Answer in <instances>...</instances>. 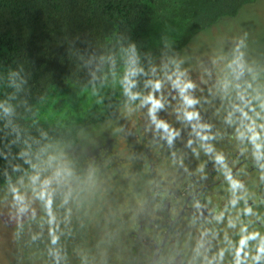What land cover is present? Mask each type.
Segmentation results:
<instances>
[{
    "label": "rangeland",
    "instance_id": "obj_1",
    "mask_svg": "<svg viewBox=\"0 0 264 264\" xmlns=\"http://www.w3.org/2000/svg\"><path fill=\"white\" fill-rule=\"evenodd\" d=\"M261 136L264 140V0L220 20L185 52L156 63L140 104L86 129L75 147L54 145L36 171L5 188L0 193V264H85L89 246L122 254L124 264H132L144 256L136 248L143 244L141 230L162 226L164 207L156 203L161 182L155 176L177 172L180 182L195 162L208 153L207 161H214L225 145L226 159L238 168H230L235 175L210 191L235 195L245 179L249 191L242 201L228 197L215 224L188 221L185 227L195 239L190 247L199 256L209 238H220L218 246H223L208 258L221 250L222 263L232 251L229 246L237 256L241 244L258 249L264 244V203L258 202L262 195L257 197L264 194L258 193L264 175L256 179L254 169L261 162L242 164L235 150L244 142L243 152L252 149L258 155ZM164 186L167 199L175 187L168 178ZM126 201L127 211L120 205ZM104 215L109 227L99 233ZM125 216L126 224L120 220ZM124 240L130 253L123 249ZM131 242L135 249L130 250Z\"/></svg>",
    "mask_w": 264,
    "mask_h": 264
},
{
    "label": "trees",
    "instance_id": "obj_2",
    "mask_svg": "<svg viewBox=\"0 0 264 264\" xmlns=\"http://www.w3.org/2000/svg\"><path fill=\"white\" fill-rule=\"evenodd\" d=\"M257 1L0 0V193L54 145L75 147L86 129L140 104L156 63ZM98 251L89 246L85 264H124L122 254Z\"/></svg>",
    "mask_w": 264,
    "mask_h": 264
},
{
    "label": "flooded vegetation",
    "instance_id": "obj_3",
    "mask_svg": "<svg viewBox=\"0 0 264 264\" xmlns=\"http://www.w3.org/2000/svg\"><path fill=\"white\" fill-rule=\"evenodd\" d=\"M249 139L245 137V140L249 141ZM261 139L262 141L257 142V145H255L259 153L256 156H254V150L252 149H246L243 152L242 149L247 148L242 146V143L244 142H240V146H237L235 150L236 153H238V158L241 160L242 164L254 166L261 162L260 168L254 169L256 179L259 178L260 175H264V140L262 136ZM259 143L263 144L260 145ZM223 150H227L226 145ZM223 150L216 154L215 160L212 162L207 161V155L209 153L205 156L206 158H200L199 161L195 162L194 169L190 174L182 177V181L180 182L177 181V177H179L177 172L174 173V175L171 174L169 177L164 176V172L163 175L155 176V182H161L159 184L161 187L156 198V203L164 207V211L159 215L161 217L160 222L162 226L155 225L151 231H147L149 232V236H147L148 233L145 230H141L140 234L143 235L144 238L142 244L143 248L141 247L140 249L144 252V256L139 257L132 264H202L204 261L209 260L217 264H264V244L260 245L261 247L258 249L257 247L249 249L248 245L244 244L245 247H243L241 244L239 246L240 250L238 254V256L241 255L240 257L237 256L236 250L232 246H229L232 251L230 255L225 258L226 262L224 263H222L224 252L221 250L215 251L213 258H208L213 250L223 246H218L220 242L217 241L220 238H209L207 243H210L199 253L200 257L196 256L193 248L190 247V244L195 239H190L188 229L185 227L188 221H200L201 223L215 224L222 216V209L224 207L223 203L225 200H228V197L230 196H234L236 198H233L237 201H242L244 200L245 190H248L246 187L248 181L245 179L242 182L243 186L239 188V193H236L235 195L227 193L222 195L210 191L213 190L215 186L217 187L220 184H224L228 179H231L235 175L233 172H230V168H238L236 167V163L232 164L229 162V158L226 159L229 153L227 151V153L224 154ZM221 152H223L224 155H220ZM218 157H221L222 159L218 161ZM223 163L226 164V166H229L227 168L229 171H225L226 174L218 176L221 170H223V173L224 170H227L225 169L226 166H222ZM219 167H221V170H219ZM181 170L186 174L187 169L185 165H182ZM251 170L248 169L246 172L249 173ZM167 178L172 180L175 190L173 189V192H171L172 195L167 194V199H164L163 194L165 190L162 187L165 188L164 181H166ZM155 182L153 181V184H155ZM263 190L264 185L260 187L258 193H261ZM257 197L261 198H259L258 202L263 204L264 198L262 197H264V194H258ZM251 207L252 205L247 207L245 204L246 209H251ZM125 264L128 263L126 262Z\"/></svg>",
    "mask_w": 264,
    "mask_h": 264
},
{
    "label": "clouds",
    "instance_id": "obj_4",
    "mask_svg": "<svg viewBox=\"0 0 264 264\" xmlns=\"http://www.w3.org/2000/svg\"><path fill=\"white\" fill-rule=\"evenodd\" d=\"M217 159H218V161H219V160H221L222 158H221V157H218Z\"/></svg>",
    "mask_w": 264,
    "mask_h": 264
}]
</instances>
